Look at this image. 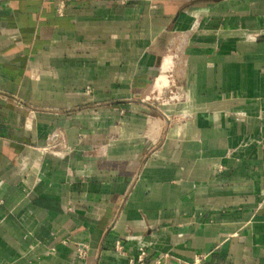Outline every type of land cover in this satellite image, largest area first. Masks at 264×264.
I'll return each instance as SVG.
<instances>
[{"label": "crops", "instance_id": "1", "mask_svg": "<svg viewBox=\"0 0 264 264\" xmlns=\"http://www.w3.org/2000/svg\"><path fill=\"white\" fill-rule=\"evenodd\" d=\"M137 248L264 264V0H0V264Z\"/></svg>", "mask_w": 264, "mask_h": 264}, {"label": "built area", "instance_id": "2", "mask_svg": "<svg viewBox=\"0 0 264 264\" xmlns=\"http://www.w3.org/2000/svg\"><path fill=\"white\" fill-rule=\"evenodd\" d=\"M64 10V3L59 2L57 5V14L61 16ZM62 145V141L60 136L57 133H52L48 136L46 140V144L44 147L37 149L43 155L50 154L52 156H61L60 146ZM24 163V162H23ZM115 251L121 255L124 254L123 246L120 242H116ZM77 255L80 258H84L86 256L85 250L82 248H77ZM203 255H199L196 257V260L193 264H201V260ZM165 257H160L154 260H149L148 254L142 248H137V254L133 257H130L128 260V264H179L178 262H170L166 260Z\"/></svg>", "mask_w": 264, "mask_h": 264}, {"label": "rangeland", "instance_id": "3", "mask_svg": "<svg viewBox=\"0 0 264 264\" xmlns=\"http://www.w3.org/2000/svg\"><path fill=\"white\" fill-rule=\"evenodd\" d=\"M175 53H176V50L172 49L168 54L170 55L171 58H173Z\"/></svg>", "mask_w": 264, "mask_h": 264}]
</instances>
